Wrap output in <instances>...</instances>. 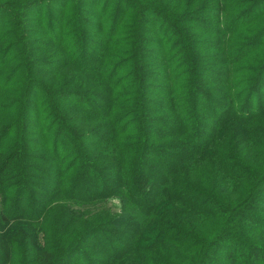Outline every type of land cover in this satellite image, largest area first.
<instances>
[{
    "label": "trees",
    "instance_id": "obj_1",
    "mask_svg": "<svg viewBox=\"0 0 264 264\" xmlns=\"http://www.w3.org/2000/svg\"><path fill=\"white\" fill-rule=\"evenodd\" d=\"M0 264H264V0H0Z\"/></svg>",
    "mask_w": 264,
    "mask_h": 264
},
{
    "label": "rangeland",
    "instance_id": "obj_2",
    "mask_svg": "<svg viewBox=\"0 0 264 264\" xmlns=\"http://www.w3.org/2000/svg\"><path fill=\"white\" fill-rule=\"evenodd\" d=\"M111 204L113 205L114 210L119 208V200L113 201Z\"/></svg>",
    "mask_w": 264,
    "mask_h": 264
}]
</instances>
